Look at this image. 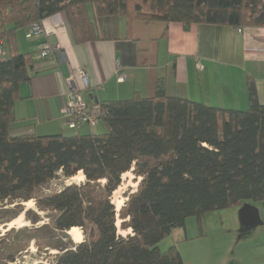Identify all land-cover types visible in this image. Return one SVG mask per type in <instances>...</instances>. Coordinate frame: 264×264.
<instances>
[{"label": "trees", "instance_id": "trees-1", "mask_svg": "<svg viewBox=\"0 0 264 264\" xmlns=\"http://www.w3.org/2000/svg\"><path fill=\"white\" fill-rule=\"evenodd\" d=\"M59 12L73 40L83 43L97 38L91 15L264 27V0H0L7 49L0 56V213H20L32 200L41 211L57 212L56 231L80 230L82 241L61 248L50 264H183L175 245L159 247L172 229L189 217L201 225L214 210L264 200V104L254 82L248 81L245 110L169 96L158 81L152 97L92 101L107 110L103 133L13 136L19 86L36 74L32 52L19 51L15 33ZM128 171L137 186L123 193L117 209L112 194ZM78 172L80 183L37 195L57 173ZM38 221L35 214L32 223ZM12 231L0 236V264L15 260L6 244Z\"/></svg>", "mask_w": 264, "mask_h": 264}, {"label": "crops", "instance_id": "crops-1", "mask_svg": "<svg viewBox=\"0 0 264 264\" xmlns=\"http://www.w3.org/2000/svg\"><path fill=\"white\" fill-rule=\"evenodd\" d=\"M91 20L97 38L83 43L73 40L63 12L41 21L39 37L27 38V26L17 30V47L21 53L32 52L36 74L19 86L11 135H68L60 110L70 79L90 102L152 97L162 81L169 96L237 110L247 109L252 80L264 104V27L245 26L239 32L230 25L186 26L140 14L91 15ZM41 40L57 46L58 56H41ZM77 132L97 131L82 126ZM242 205L209 212L201 225L195 217L187 218L159 247L175 245L183 264H264V217L255 206L260 222L241 224Z\"/></svg>", "mask_w": 264, "mask_h": 264}, {"label": "rangeland", "instance_id": "rangeland-1", "mask_svg": "<svg viewBox=\"0 0 264 264\" xmlns=\"http://www.w3.org/2000/svg\"><path fill=\"white\" fill-rule=\"evenodd\" d=\"M105 130L102 123L94 128V131L99 133H103ZM74 132L75 130H67L68 135ZM83 178V174L80 172L71 178H65L61 173H57L53 179L39 186L36 189V193L39 196L52 194L71 183H80ZM136 186L137 183L134 180V175L131 171H128L122 175L121 185L113 192L112 202H123V193L134 191ZM245 203L258 206L259 212L264 217L263 201H245L243 204ZM8 207L12 208L11 206ZM0 214L4 216L2 218V222L4 223H0V236L7 231L6 229L14 228V231L6 239L7 248L15 255V260L10 264H50L56 260V256L60 253L61 248L77 244L68 233L59 232L54 229L53 221L57 215L56 211L51 209L41 211L32 200L23 204V210L20 213L17 210H11ZM35 214L39 215L40 221L32 223ZM12 216H15V218L8 224H5L6 218ZM120 233L122 235L126 234L124 231H120ZM161 246L163 247V244ZM23 247H26V249L21 251Z\"/></svg>", "mask_w": 264, "mask_h": 264}, {"label": "built area", "instance_id": "built-area-1", "mask_svg": "<svg viewBox=\"0 0 264 264\" xmlns=\"http://www.w3.org/2000/svg\"><path fill=\"white\" fill-rule=\"evenodd\" d=\"M240 32L242 28L237 27ZM43 29L41 23L34 22L27 26L26 37H39ZM37 51L43 57L55 58L58 56L59 49L47 40L38 42ZM5 45L0 41V56H6ZM83 81L85 78L81 74ZM119 80H123L124 74H117ZM69 89L66 99L60 110V117L64 127L78 131L82 126H88L90 129L95 128L107 114L106 108H102L99 103L90 102L83 94L82 88L78 87L72 79L68 81ZM85 84V83H84ZM86 85V84H85Z\"/></svg>", "mask_w": 264, "mask_h": 264}, {"label": "water", "instance_id": "water-1", "mask_svg": "<svg viewBox=\"0 0 264 264\" xmlns=\"http://www.w3.org/2000/svg\"><path fill=\"white\" fill-rule=\"evenodd\" d=\"M239 214H240V222L243 225H252L260 222L257 208L252 204L249 203L243 204L240 208Z\"/></svg>", "mask_w": 264, "mask_h": 264}, {"label": "bare ground", "instance_id": "bare-ground-1", "mask_svg": "<svg viewBox=\"0 0 264 264\" xmlns=\"http://www.w3.org/2000/svg\"><path fill=\"white\" fill-rule=\"evenodd\" d=\"M79 173V172H78ZM81 173V172H80ZM127 173V172H126ZM124 173V174H126ZM82 174V173H81ZM123 174V175H124ZM28 203V202H27ZM116 208L118 209L122 202H119V203H114ZM67 233L70 235L71 239L76 242V243H80L82 241V233L80 232V230L77 228V227H72L70 228Z\"/></svg>", "mask_w": 264, "mask_h": 264}]
</instances>
